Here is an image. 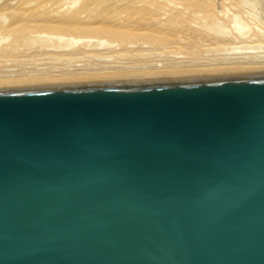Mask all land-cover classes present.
<instances>
[{"label": "water", "instance_id": "1", "mask_svg": "<svg viewBox=\"0 0 264 264\" xmlns=\"http://www.w3.org/2000/svg\"><path fill=\"white\" fill-rule=\"evenodd\" d=\"M0 264H264V68L0 82Z\"/></svg>", "mask_w": 264, "mask_h": 264}, {"label": "bare ground", "instance_id": "2", "mask_svg": "<svg viewBox=\"0 0 264 264\" xmlns=\"http://www.w3.org/2000/svg\"><path fill=\"white\" fill-rule=\"evenodd\" d=\"M33 1L34 0H17L15 2L14 0L12 2L7 1L8 4L6 3L7 5H5V7L0 8L1 9L0 16L4 12L6 13V10H8V12L10 11L12 12V10H17L12 13H14V15L18 17V21L9 23L5 27L3 26L0 27L1 31L3 30L4 32L7 33L6 35H8L2 38L0 37V42L3 40H6L10 36H14L13 42L8 44V46L2 48L0 51V65L7 62L8 60H12L13 59V58L11 59L12 56H17L18 58L22 60L21 71L17 73L16 75L14 74L13 76L10 74L0 75V82L82 78V77L113 76V75H132V74H155V73H170V74L214 73V72H223V71H240V70H251V69L264 68V54H263V57L261 56L262 54H260L259 56V54L255 53L256 52L255 50H254L255 52H253L255 55L252 54V50H251L250 52L249 51L247 52H249L252 55H248L247 53H245L248 56H245V54H243L244 56L241 57L242 55L241 54L237 58L230 57L231 59L229 57H226L228 59L226 58L223 59L225 56L223 58L221 57V54L223 53L221 50L222 53L219 51L220 56H219V53L216 54V56L218 55L222 59L219 61H216L218 60L217 59L218 57H215V59L213 58L210 60V58L208 57L209 55H212L210 53L209 55L207 54L208 56L205 54L207 58L204 57L205 56L204 53L206 52H202L201 48H199V46L197 45H195V47L193 46L192 49H189L192 53L190 54L192 60H190L191 58L190 59L188 58L189 60L187 61H185L186 59L184 61H179L181 60L182 56L180 57L178 56L179 58L178 61H176L177 59L175 60L172 59L174 62L172 60H170L169 62L165 61L163 63L157 62L155 61L157 58L155 56L157 55L160 57L163 56L162 58H164L166 55H168L167 57L171 59L172 54L170 53L169 55V53H167L166 50L170 52L169 49H171L173 50L171 52H175L174 51L175 49L173 46L175 45L174 44L175 41L173 43V39L169 38L168 36L169 34L167 35L165 33L167 31L170 32L171 29L169 30L168 26L170 28L171 25H168L166 27L167 28L166 31H164L165 28L164 29L162 28L163 31L161 28L154 29L152 31L151 30L145 31L146 28L143 29L144 27H140V26H138L140 28L136 27V30H133V28L130 27L131 24L123 27L122 24L126 20H125V16L122 14V11H119V10H121L120 6L126 5L128 4V2H122V3L117 4L118 9L116 10L118 11H117V14H115L114 16L116 23H113V21L109 23V22L104 21L103 19H100V18L98 19V15L100 13L97 11L98 0H49V2L47 1L46 3L44 2L41 3V1L37 3L34 1L35 4ZM131 1L132 3H136L137 6H141V7L144 5L146 6V3H148L147 6H150V7L152 6V8H155L154 11L158 10V13L159 11H162V10L165 13V11H168L166 9V6L168 4L171 5L175 3V0H165V3L163 4L161 3L155 4L156 3L155 0H153L154 2L152 1L150 2L149 0H147V2H145L144 0H131ZM228 1H230L229 7L231 6L230 5L231 2H232L231 4L233 5H234L233 2H235L238 4V6H241V7H238L235 4L236 5L235 8H238L237 10L239 9L242 10L241 9L242 6L247 5V3L245 4L244 0H228ZM223 4H228V3H226L225 1V3ZM250 5L251 7L252 6L257 7L258 5L259 8L261 7L259 10L261 12L263 11L264 13V6H263L264 0H250ZM224 6H225L224 8L227 11L224 9L223 12L225 11L224 14L226 15V12H228L229 9L226 8L228 5H224ZM251 7L248 8L249 11ZM243 8L246 11L245 13L247 14L248 9L245 8L244 6ZM27 9H29V11L32 9H36L39 12L41 10H46L48 17H43L41 14H39L40 17H36L32 15L31 12L29 11H28L29 17H25V16L22 17V14L26 12ZM184 9L185 10L182 13L188 12L187 7L186 8L184 7ZM215 12H216V15H217V12L222 13L221 11H215ZM250 13H254V10L253 12L250 11ZM250 13H248L249 15L248 18L249 17L253 18L252 16L255 14L257 15L258 12H256L253 15H251ZM238 14L240 15V13H237V15L234 14L235 16L234 15L233 16L236 18H239ZM256 15H255V18L253 19L258 20L260 16L257 15L258 17L256 18ZM246 16L247 15H245V19H246ZM211 17H215V14H211ZM183 18H182V21H185L186 19L183 20ZM250 18L249 20H251ZM260 18L259 20L262 21V19ZM23 20H28L29 23H26V24L21 23ZM218 20L219 18L217 19V22H219ZM241 23L242 25H239ZM239 24H238V28H239L238 31L244 28V21L243 22L240 21ZM141 29L143 30L140 31ZM174 29H176V27H174ZM259 29L256 30L257 32L254 31L255 34L253 32L254 35L250 34L251 37L248 36L249 38H246L247 40L244 37L245 36L247 37L248 34L244 35V33L236 34L238 35V38L237 37L236 38L233 37V38H235L236 40L238 39L237 41L239 40L243 41L242 43H245L244 40L248 41V43L251 40L253 41L250 43H254L259 40H262V41H259L258 46L261 44V42L263 45L264 44L263 42L264 31H262L261 29L259 31ZM197 32L198 34H201L202 31L200 32L197 30ZM137 34L143 40L141 41L134 40L135 41L134 42L133 38H136ZM30 37L31 38L34 37L33 38L34 41L31 40V42H35L36 41L35 38H38V39L40 38L41 41H44L43 39L52 40V38H54L53 40H56L57 42L49 46V45H44L47 41L45 40L44 41L45 43L42 42L43 44L41 43L42 45L41 44L40 46L38 45L37 49L33 51H30V49H26L27 51L25 52L21 50L22 52L20 51L19 53L18 49L19 47H21L19 46L21 45L19 43H21L22 41L26 42V40L30 39ZM241 38L242 39L244 38V40H242ZM248 39H251V40H248ZM93 40L94 41L96 40V41L94 42ZM221 40L222 39H220V41ZM85 41H87V43H85ZM233 41L235 42V40ZM28 42L30 43V41ZM38 42L39 41H37L36 44H38ZM80 42L82 43L84 42L83 43L84 45L82 43L81 45ZM192 42L191 44H194ZM29 43H25V44H29ZM204 43L203 44L205 46L207 42H204ZM221 43L223 44L222 41ZM78 44L81 46H79ZM224 44H225V41H224ZM227 44L229 43L227 42ZM76 45H78V47H75ZM218 45L220 44H217V46ZM222 46L226 47L224 45ZM222 46H220V48ZM256 46L257 45L255 43V46H253V48H252V44L250 47L254 49ZM159 48L162 50L165 49L164 51L166 55L163 54L164 51L159 50ZM258 48H262V47L259 46ZM224 49L227 50L226 48ZM207 50L208 48H206V50L204 51H207ZM200 51L203 53L204 56L200 55L201 53ZM15 53L17 54L14 55ZM224 53L223 55L226 54ZM190 55L188 54L189 57ZM185 56H183V58L187 57ZM201 56H203L206 60L208 59L209 61L205 62L203 60L204 62L203 61L200 62V59L198 57H201ZM214 56L215 54L210 57H214ZM41 57H42V60L43 58L45 59V61L47 60V62H44V61L43 62L41 61V62L43 64L47 63L46 64L47 66L49 65L48 67H46V69L42 65L43 67L42 70L44 71L39 72V70L35 71L34 69L31 71L25 70L27 68L26 66L28 64L34 63L35 62L34 60L36 59H39L38 63L42 64L40 62ZM107 58H110V59L108 60ZM74 60H77V61L80 60V62L81 60H84L82 61L84 62V64H86L87 61L88 62L85 66L83 65V67H82L83 63L81 62L82 63L80 65L81 67L78 68L79 67L78 66L77 68H75V66H77L78 64H77V61H74ZM110 60H114V61L111 62ZM73 61L76 63V65H73L74 67L71 65L69 66L70 62L72 64ZM96 61H100V63L99 62L96 63ZM35 68L40 69V68H37V66Z\"/></svg>", "mask_w": 264, "mask_h": 264}, {"label": "rangeland", "instance_id": "3", "mask_svg": "<svg viewBox=\"0 0 264 264\" xmlns=\"http://www.w3.org/2000/svg\"><path fill=\"white\" fill-rule=\"evenodd\" d=\"M7 1H9V2L11 1L12 2L13 0H0V8L5 7V5L8 4ZM15 1H17V0H14V2ZM34 1L37 2V3L40 2V1H41V3L42 2L46 3L47 1L49 2V0H34ZM144 1L147 2V0H144ZM149 1L150 2L151 1L154 2L153 0H149ZM222 1H223V3H225V1H226V3H228V4H223ZM225 1L224 0H175V3H173L171 5L168 4L166 6V9L168 11H165V13H164V11L162 10V11H159V13H158V10H155L154 11L155 8H152V6L151 7L150 6H147L148 3H146V6L143 4L144 6L141 7V6H137L136 3H132L131 0H98V4H97V7L98 8H97V11L100 12L99 15H98V19L99 18L100 19H103L104 21L109 22V23L112 22V21H113V23H116V20H115V17L114 16H115V14H117V11H118V10H116V9H118L117 4L122 3V2H128V4H126L124 6H120L121 7L120 8L121 10H119V11H122V14L125 16V20H126V21L123 22V24L121 23L123 27L128 26L129 24H131L130 27L133 28V30H136V27L140 26V27H144L143 29L146 28L145 31H149V30L152 31V30L158 29V28H161V29L162 28L163 29L165 28L164 31H166L167 30L166 27L168 25H171L170 28L168 26V29L169 30L171 29L170 32L167 31L165 33L167 35L169 34L168 36H169V38H172L173 39V43L175 41V43H174L175 45L172 44L174 46V49H175L174 51L175 52H171V51H173L171 49H169L170 52L166 50V52L169 53V55H170V53L172 54L171 55V59H170L169 57H167L168 55L165 54V51H164L165 49L162 50V49L159 48V50L164 51L163 54H165L166 55L165 57L168 58V59L165 58V57L162 58L163 56L160 57L158 55L155 56L157 58L158 57L160 58V59L159 58L158 59L156 58V60H155V61L160 62V63H163L165 61L169 62L172 59H174V60L177 59L176 61H178V59H179L178 56L179 57L182 56V58H183V56H185V55L187 57L185 56L186 58H183V59L181 58V60H179V61H184L185 59H186L185 61L189 60L191 58V55L190 54H192L189 49H192V47L193 46L195 47V45L199 46V48H201L202 52H206V53H204V55L205 54L206 55L207 54L209 55V53L212 54V55H209V56L207 55L210 58V60L213 59V58L215 59V57H218L217 58L218 60H216V61H219L224 56L225 57L223 59H225L226 57H229V58L230 57L231 58L236 57L237 58L241 54H242L241 57H243L244 56L243 54H245V53H247L248 55H252V54L255 55L253 53L255 51H256L255 52L256 54H259V56H260V54H262L261 56L263 57V54H264V48H263L264 46L263 45L264 44L262 45V42H261V44L259 46H261L262 48H258L259 47L258 46V43H259V41H262V40H259V41L254 42V43H250L253 40L248 39V40H251L249 42L250 44L248 43V41H245L244 40V38L245 39L246 38H249L248 36H250V34L252 35L253 32L256 31V30H258L259 28L262 31H264V29H263L264 28V23H263L264 22V13H263V11L261 12L259 10L261 7L259 8L258 5H257V7L256 6H254V7L252 6L251 7L250 0H244L245 1V4L247 3V5H243V6L245 8H247V9L249 7H251V9L254 10V13H250V11L253 12V10L250 9V11H249V9L248 10L246 9L248 11V13H250L251 15H253L256 12H258L257 15L261 17V18L259 17L260 19H262V21L259 20V18H258V20L253 19V18H255V15H256L255 14V15L252 16L253 18H250L249 17L251 19V20H249V18H248L249 15H248V13L247 14L245 13L246 11L243 8V6L241 8L242 10H240V9L237 10L238 8H235L236 5L238 6L237 3L233 2L234 3V5H233V4H231L232 3L231 2L230 3L231 6L229 7V2L230 1H228V0H225ZM35 2H34V4H35ZM155 2H156L155 4H157V3L158 4L159 3L163 4V3H165V0H155ZM224 5H228L226 8L229 9V11L226 12V15L224 14L225 11L223 12V10L225 9L224 8L225 7ZM184 7L185 8L186 7L188 8L187 9L188 12L182 13L185 10ZM238 7H241V6H238ZM159 10H161V9H159ZM180 10H182V11H180ZM261 10H263V9H261ZM14 11H17V10H12V12H14ZM28 11H29V9H27L26 12H24L22 14V17H24V16L25 17H29ZM213 11H214V13H213ZM215 11H221L222 13L217 12V15H216V12ZM239 11H241L242 13L239 12ZM243 11H244V13H243ZM12 12L11 11L8 12V10H6V13L4 12V13H2L3 15L1 14V16H0V27L1 26L5 27L9 23H12L14 21H18V17L15 16L14 13H12ZM29 12H31V14L34 15V16H36V17H40L39 14H41L43 17H48V14H47L46 10H41L39 12L36 9H32ZM237 13H240V15L238 14L239 18L234 17L235 15H237ZM211 14H215V17H211ZM244 14L247 15L246 16V19H245V15ZM257 15H256V18L258 17ZM183 16H184V18H183ZM57 17H59V16H57ZM182 18H183V20H185V19L186 20L185 21H182ZM218 18H219L218 21L220 23L217 22V19ZM247 19H248V21H247ZM252 19H253V21H252ZM240 21L241 22L244 21V28H242L240 31H238V29H239L238 28V24L240 23ZM21 23L26 24V23H29V22H28V20H23ZM239 25H242V23L239 24ZM260 25H262V26H260ZM140 27H138V28H140ZM174 27H176V29H174ZM261 27H263V28H261ZM143 29H141L140 31H142ZM163 29H162V31H163ZM260 29H259V31H260ZM197 30L200 31V32L202 31L201 34H198ZM240 33H244V35H247L248 34L247 37L245 36L243 39L241 38L242 40H244L245 43H242L243 41H241V40H239V41H241V42H239V41H237L238 39L237 40L235 39L236 37L238 38V35H236V34H240ZM6 34H7L6 32H4L3 30L1 31V29H0V37L1 38L4 37V36H8ZM254 34H255V32H254ZM233 37H235V38H233ZM33 38L34 37H32V38L30 37V39L26 40V42L22 41L21 43H19V44H21V45H19L21 47H19V49H18L19 50V53H20L21 50L24 51V52L27 51L26 49H30V51H33V50L37 49L38 48V45L40 46V44L42 42L45 43L44 42L45 40H47V41H46V43L44 45H49V46L51 44H54L55 42H57L56 40H53L54 38H52V40L51 39H43L44 41H41L40 38L39 39L38 38H35L36 41L35 42H31V40H33ZM220 39H222L221 41L223 42V44L221 43ZM13 40H14V36H10L6 40L1 41L0 42V51H1L2 48L6 47V46H8V44L12 43ZM134 40L135 41H141L143 39H141L140 36L137 34L136 35V38H133V41ZM233 40H235V42ZM28 41H30V43ZM37 41H39L40 43L38 42V44H36ZM224 41H225V44H224ZM229 41L231 43L232 42H234V43L231 44ZM191 42L194 43V44H191ZM202 42L203 43L204 42H207V43L204 46L205 43L203 44ZM227 42L229 44H227ZM263 42H264V40H263ZM25 43H29V44H25ZM81 43L82 42H80V44ZM85 43H87V41H85ZM201 43L203 44V46H202ZM216 43L217 44H220V45L217 46ZM255 43H256V45L258 47L256 46L254 49H252L253 46H255ZM251 44H252V48L250 47ZM78 45H76L75 47H78ZM81 45H79V46H81ZM209 45L211 47L213 46L212 49H211V47ZM222 45H224L226 47H223ZM220 46H222V47L220 48ZM205 47L208 48L207 51H204V50H206ZM224 48H226L227 50H225ZM223 49H224V51H223ZM221 50H222L223 53L225 52L226 54L224 53L225 55H223V53L221 52ZM251 50H252V54L249 53ZM219 51L222 53L221 54V57L222 58L219 57L220 56V52ZM247 51H249V52H247ZM202 52L200 53V55H203ZM218 53H219V56L218 55L216 56V54H218ZM16 54L17 53H15L14 55H16ZM188 54L190 55V57L188 56ZM214 54H215L214 57H210V56H213ZM247 54H245V56H248ZM174 55H176L177 58ZM206 55L204 57H206ZM172 56H173V58H172ZM198 56H199V54H198ZM203 56L198 57L200 59V62L203 61V60L205 62L206 61H209L208 59L206 60ZM11 59L12 60H8L7 62H5L2 65H0V75H3V74L8 75V74H10V75L13 76L14 74L16 75L17 73H19L21 71V69H22V65H21L22 60L20 58H18L17 56H12ZM39 59H40V57H39ZM39 59H36L37 61L34 60L35 61V62L33 61L34 63L28 64L29 66L27 65L26 66L27 68L24 66L26 68L25 70L26 71L27 70H30L31 71V70L34 69L35 71H38L39 70V72L40 71H44V70H42V68H43L42 65L44 66L45 69L49 65L47 66L46 65L47 63L46 64H43L42 62L43 61L44 62H47V60L45 61L44 58L42 60V57H41L40 62L42 61L41 62L42 64H40V63H38ZM107 59L109 60L110 58H107ZM111 59H113V58H111ZM226 59H228V58H226ZM77 60H74V61H77ZM190 60H192V58ZM74 61H73L74 64L73 63L71 64V62H70L69 66L70 65L71 66L76 65V63ZM82 61H84V60H81V62ZM100 61H96V63L97 62L100 63ZM110 61L112 62L114 60H110ZM81 62H80V60L77 61V64L78 65L75 66V68H77L78 66H79L78 68H80L81 67L80 65L82 63H83L82 64V67H83V65L85 66L88 61L87 62L85 61L86 64H84V62H82V63ZM106 62H107V60H106ZM35 63H37V64H35ZM23 65H24V63H23ZM36 66H37V68H40L41 70L40 69H36L35 68ZM223 72H227V71H223Z\"/></svg>", "mask_w": 264, "mask_h": 264}]
</instances>
